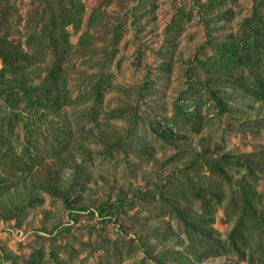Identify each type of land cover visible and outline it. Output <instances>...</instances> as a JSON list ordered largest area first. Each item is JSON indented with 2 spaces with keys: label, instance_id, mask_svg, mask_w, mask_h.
<instances>
[{
  "label": "rangeland",
  "instance_id": "1",
  "mask_svg": "<svg viewBox=\"0 0 264 264\" xmlns=\"http://www.w3.org/2000/svg\"><path fill=\"white\" fill-rule=\"evenodd\" d=\"M46 1L0 0V12L11 20L0 34L26 48L29 33L51 14ZM60 1L81 10L79 21L66 26L71 47L63 64L74 103L57 113L21 105L20 122L10 134L4 128L1 189L9 186L0 190V264H98L106 260L104 251L108 264H249L231 254L194 261L177 218L155 215L158 195L150 204L138 195L148 198L153 189L180 181V170L203 155L264 162V101L208 80L201 67L212 43L234 34L255 8L264 14V0ZM222 14L228 17L216 18ZM190 78L216 89L228 112L221 116L205 101L202 131L155 138L151 125L167 128L162 119ZM100 82L102 97L95 103ZM8 112L0 102V120ZM124 137L130 146L119 145ZM24 148L35 157L31 173L19 168L10 178L11 160ZM227 173L226 198L214 204L209 226L221 240L233 226L224 221L223 207L237 195L245 167ZM48 185L69 193L66 203Z\"/></svg>",
  "mask_w": 264,
  "mask_h": 264
},
{
  "label": "trees",
  "instance_id": "2",
  "mask_svg": "<svg viewBox=\"0 0 264 264\" xmlns=\"http://www.w3.org/2000/svg\"><path fill=\"white\" fill-rule=\"evenodd\" d=\"M64 5L60 0L58 3L56 0L46 1V8L51 14L39 29L29 33L26 48L14 44L6 34H0V102L9 108V112L0 120L1 143L5 136V126L6 133L10 134L20 122L21 117L17 110L21 105L35 113H57L74 103L67 87L63 64L70 54L71 47L66 26L79 21L81 10H75V4H71L72 8H66ZM44 15L45 13H42V18ZM222 17L228 15L222 14L216 18ZM10 24L11 20L0 12V28ZM41 65L42 71L33 76L34 71ZM201 67L208 80L217 82L220 86L233 87L243 98L264 101V14L255 8L234 34L223 41L212 43L210 55L201 63ZM102 90L103 84L100 82L94 89L95 103L100 102ZM217 92L208 84L190 78L187 89L174 102L171 115L162 119L167 128L158 131L159 126L156 128L151 125L150 132L155 138L163 140L172 136L174 131L199 133L206 125L207 114L202 113L205 101H211L221 116L228 112L224 98L219 97ZM50 134L52 135L51 132ZM55 143L59 144V141ZM121 144L130 146L125 137L119 142V145ZM136 144L139 145L138 142ZM24 149L11 160L15 168L10 172V178H14L16 169L19 168L26 175L31 173V163L35 157L28 148ZM110 153L107 152L106 155ZM202 157L180 170V181L170 185L166 183L161 189H153L148 198L139 193L138 198L145 199V202L150 204L152 198L158 195V198H155V215L177 218L178 226L184 234L183 240L187 243L185 248L194 261L200 262L209 257L231 254L238 261L264 264V167L261 165L264 162L247 160L241 163L245 167V174L237 182V195L231 197L223 207L224 221L230 223L233 220V226L226 238L221 240L212 236L213 231L209 227L215 222L214 204H221L226 198L224 182L230 181L227 172L241 164L233 163L224 157ZM261 181L262 189H258ZM3 182L4 178L0 176V190L7 191L9 185L1 189ZM47 191L63 197V202L66 203L69 193H64L60 185H48ZM196 202L198 207L195 211L193 205ZM179 204L183 206L180 207ZM104 210L101 208L99 212ZM118 210L120 209H115L116 212ZM104 252L106 260L98 264L110 262L107 251ZM172 255L174 259H179L182 254L175 252ZM187 260L186 263H189ZM31 264H36V261Z\"/></svg>",
  "mask_w": 264,
  "mask_h": 264
}]
</instances>
